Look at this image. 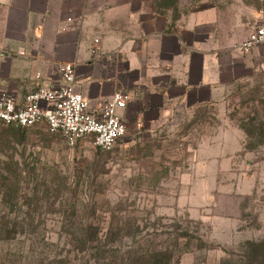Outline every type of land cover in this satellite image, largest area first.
Returning a JSON list of instances; mask_svg holds the SVG:
<instances>
[{"label": "rangeland", "instance_id": "1", "mask_svg": "<svg viewBox=\"0 0 264 264\" xmlns=\"http://www.w3.org/2000/svg\"><path fill=\"white\" fill-rule=\"evenodd\" d=\"M186 1L183 12L232 2ZM142 116L108 152L0 127V226L16 224L0 264H119L129 249H167L170 264L244 261L264 239V65L214 105ZM95 234L101 245L85 250Z\"/></svg>", "mask_w": 264, "mask_h": 264}, {"label": "crops", "instance_id": "2", "mask_svg": "<svg viewBox=\"0 0 264 264\" xmlns=\"http://www.w3.org/2000/svg\"><path fill=\"white\" fill-rule=\"evenodd\" d=\"M227 5L183 12L186 0H0V93L23 105L57 84L59 65L74 64V89L90 108L127 94L126 127L170 103L214 105L264 65V45L238 49L264 17V0Z\"/></svg>", "mask_w": 264, "mask_h": 264}, {"label": "built area", "instance_id": "3", "mask_svg": "<svg viewBox=\"0 0 264 264\" xmlns=\"http://www.w3.org/2000/svg\"><path fill=\"white\" fill-rule=\"evenodd\" d=\"M261 45H264V17L238 49L247 53ZM57 73V84L37 88L25 96L23 105L11 95L0 93V127L22 130L44 127L49 134L64 139L69 147L89 141L100 152L113 149L127 134L119 115L126 108L127 94L115 92L100 107L90 108L74 89L75 65L61 64Z\"/></svg>", "mask_w": 264, "mask_h": 264}, {"label": "trees", "instance_id": "4", "mask_svg": "<svg viewBox=\"0 0 264 264\" xmlns=\"http://www.w3.org/2000/svg\"><path fill=\"white\" fill-rule=\"evenodd\" d=\"M18 130V129H17ZM20 130V129H19ZM22 130V129H21ZM16 224L12 227L0 226V240H7L10 238V234L14 233ZM12 238V236H11ZM120 240V239H119ZM102 243L101 238L95 234L92 238H85L82 245H85V250H92L98 248ZM114 244V242H112ZM248 252L243 256L244 261H240L239 264H264V239L257 242L246 243ZM171 254L167 252V249L163 250H144L135 251L129 249L124 253L119 264H170ZM95 264H99L97 261ZM104 264V263H103Z\"/></svg>", "mask_w": 264, "mask_h": 264}]
</instances>
